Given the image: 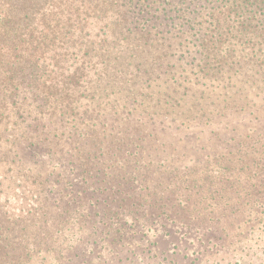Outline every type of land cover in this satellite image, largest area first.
Segmentation results:
<instances>
[{"label":"trees","instance_id":"trees-1","mask_svg":"<svg viewBox=\"0 0 264 264\" xmlns=\"http://www.w3.org/2000/svg\"><path fill=\"white\" fill-rule=\"evenodd\" d=\"M6 4L12 163L34 158L0 190V211L24 200L0 217V264H94L84 243L128 264L141 233L264 200V0Z\"/></svg>","mask_w":264,"mask_h":264},{"label":"rangeland","instance_id":"rangeland-1","mask_svg":"<svg viewBox=\"0 0 264 264\" xmlns=\"http://www.w3.org/2000/svg\"><path fill=\"white\" fill-rule=\"evenodd\" d=\"M8 9L9 6L6 4V0H0L2 15ZM18 10H22L21 6ZM16 26H20V24L18 23ZM2 37L5 39L4 36ZM5 69V67L0 65V190L2 192L9 187L25 185V179L22 178L21 174L18 175V171L19 168H23L22 161H25V159L27 161L28 157H32V155L25 154L26 158L21 160V163H17L18 159H15L16 163H12L13 153L10 151L12 140L8 131L6 112L11 108L9 107L11 100H9L8 89H11L10 86L14 82H9L7 77L9 75L5 73ZM18 79L16 78V80ZM18 153H21L20 148H18ZM11 175L16 176L15 180H10ZM10 193L20 196V192L17 194L10 190ZM16 203L10 202L8 208H3L5 204L3 202L0 217H2L4 210L6 211L9 207L11 210L12 207L17 205ZM23 206L24 200L22 202L21 199L17 208L22 209ZM237 208L243 210L242 215L239 217H237L239 214L236 213V215H230L227 218H219V222L217 220L204 222L200 218L198 223L192 225L194 228L188 230L190 233L186 236L178 234L173 238H168L160 232V225L157 227L158 232L141 233L136 236L135 240L139 244V249L133 254L128 255L127 263L264 264V200L256 205L250 202ZM207 229H212V231H208ZM176 245L178 249L174 248ZM85 247L87 248V252H85L86 256L92 255L86 258V260L95 259L94 264H99L103 259L105 264H113L107 253L101 251L103 254L102 258L96 259L98 257L95 256L98 255L100 250H91L92 245H88L87 243H84L82 248ZM74 255L75 253L71 255L73 260L69 264H82L81 259L83 257L74 258ZM103 262L102 264H104Z\"/></svg>","mask_w":264,"mask_h":264}]
</instances>
